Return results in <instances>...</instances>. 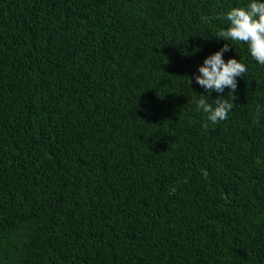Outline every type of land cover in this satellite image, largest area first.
<instances>
[{"label":"trees","instance_id":"1","mask_svg":"<svg viewBox=\"0 0 264 264\" xmlns=\"http://www.w3.org/2000/svg\"><path fill=\"white\" fill-rule=\"evenodd\" d=\"M245 3L0 0V264H264V66L217 38ZM225 43L213 125L185 76Z\"/></svg>","mask_w":264,"mask_h":264},{"label":"clouds","instance_id":"2","mask_svg":"<svg viewBox=\"0 0 264 264\" xmlns=\"http://www.w3.org/2000/svg\"><path fill=\"white\" fill-rule=\"evenodd\" d=\"M220 18L226 21L227 27L218 33L217 38L236 44L243 43L252 60L264 66V0H246L243 6L228 9ZM229 45L225 43L207 55L197 66L191 79L185 76L188 87L194 81L205 90L204 95H197L198 99L194 104L213 125L226 120L234 105L227 99H220L222 96H217L209 103L210 93H223L227 88L228 94L232 95L237 88V78L247 73L246 65L238 59L224 60L223 56L229 51Z\"/></svg>","mask_w":264,"mask_h":264}]
</instances>
